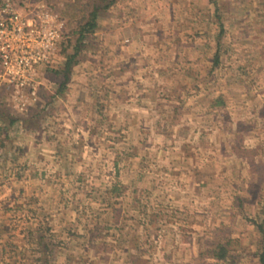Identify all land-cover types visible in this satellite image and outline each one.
Returning a JSON list of instances; mask_svg holds the SVG:
<instances>
[{
    "label": "rangeland",
    "instance_id": "1",
    "mask_svg": "<svg viewBox=\"0 0 264 264\" xmlns=\"http://www.w3.org/2000/svg\"><path fill=\"white\" fill-rule=\"evenodd\" d=\"M44 1L38 100L0 89V264H257L264 0Z\"/></svg>",
    "mask_w": 264,
    "mask_h": 264
},
{
    "label": "built area",
    "instance_id": "2",
    "mask_svg": "<svg viewBox=\"0 0 264 264\" xmlns=\"http://www.w3.org/2000/svg\"><path fill=\"white\" fill-rule=\"evenodd\" d=\"M0 1V89L10 107L22 111L38 100L40 69L51 61L65 19L44 0Z\"/></svg>",
    "mask_w": 264,
    "mask_h": 264
},
{
    "label": "trees",
    "instance_id": "3",
    "mask_svg": "<svg viewBox=\"0 0 264 264\" xmlns=\"http://www.w3.org/2000/svg\"><path fill=\"white\" fill-rule=\"evenodd\" d=\"M90 19L83 22L78 29L76 30V37L73 43V51L70 55L67 56L66 61L64 62V66L62 68V75L64 78L67 75L70 66V59L80 50V43L85 38V33L91 30L95 25L94 20V11L89 12ZM218 52H214L212 55V63H217ZM263 211H264V202H263ZM255 226L260 233V247L257 249V264H264V226L261 222H255ZM44 244V243H43ZM44 244L43 247H45ZM209 254L211 257L217 260H223L227 258L228 255V243L227 242H216L211 244V248L209 250Z\"/></svg>",
    "mask_w": 264,
    "mask_h": 264
},
{
    "label": "crops",
    "instance_id": "4",
    "mask_svg": "<svg viewBox=\"0 0 264 264\" xmlns=\"http://www.w3.org/2000/svg\"><path fill=\"white\" fill-rule=\"evenodd\" d=\"M39 81H40V75H39ZM40 83H43V82H42V81H40ZM52 93H53V92H52ZM39 95H40V91H39ZM39 95H38V96H39Z\"/></svg>",
    "mask_w": 264,
    "mask_h": 264
}]
</instances>
